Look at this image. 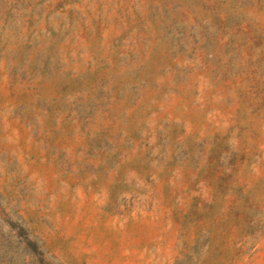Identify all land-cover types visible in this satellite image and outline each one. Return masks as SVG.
Returning a JSON list of instances; mask_svg holds the SVG:
<instances>
[{"label": "rangeland", "instance_id": "obj_1", "mask_svg": "<svg viewBox=\"0 0 264 264\" xmlns=\"http://www.w3.org/2000/svg\"><path fill=\"white\" fill-rule=\"evenodd\" d=\"M0 264H264V0H0Z\"/></svg>", "mask_w": 264, "mask_h": 264}]
</instances>
